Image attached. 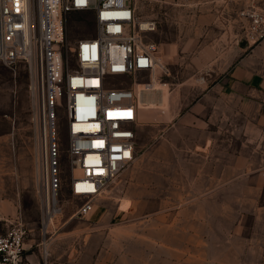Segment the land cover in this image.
I'll return each instance as SVG.
<instances>
[{"label":"rangeland","instance_id":"obj_1","mask_svg":"<svg viewBox=\"0 0 264 264\" xmlns=\"http://www.w3.org/2000/svg\"><path fill=\"white\" fill-rule=\"evenodd\" d=\"M134 3L138 16L152 17L158 22L156 32L152 34L159 44L157 57L160 66L155 69L158 78L139 85L141 114L146 115L142 120L152 128V132L145 133L144 144L150 147L157 138L154 133L156 127L170 126L180 107L193 101L194 95L206 85L219 81L258 44L249 45L242 37L248 21L242 12L250 7L263 6L264 0H134ZM94 30L90 14L78 12L69 15V43L78 37L91 35ZM242 41L246 44L241 45ZM139 75L148 81V73ZM130 80L125 78L126 83ZM27 84L28 74L23 64L18 65L16 75L0 64V235L21 223L26 230L24 242L32 250L38 247L43 250L44 244L47 245V259L52 264H60V260L71 258L77 251L84 264H89L100 252L97 234L104 232L94 225L95 219L110 216L114 221L116 214L99 210V200H96L87 216L73 217L79 201L70 195L68 188L72 171L66 154L65 129L60 125L59 203L62 212L53 218L47 233L44 229L42 231V213L32 178ZM243 132L240 135L244 139H252L254 134L261 137L251 129ZM228 134V184L234 188L228 192L227 207L169 209L168 212L174 214L165 213L166 230L157 227V210L149 214V236L158 232L167 233L169 237L173 236L170 232L179 235L181 264L219 261L264 264L263 147L246 144L245 140L241 146L239 140L234 139L235 130ZM150 168H155V162ZM197 168L193 164L188 170L185 166L184 170L193 175ZM123 208L129 212L128 206ZM198 211L208 213L204 223L203 217L196 213ZM133 213H129L131 219ZM132 221L138 222L139 218ZM139 229L138 223L132 224L133 234ZM194 235H198L201 241H195ZM155 244L154 240L148 241L150 251ZM140 246L141 242L133 239V264L141 263L143 253L141 255ZM157 258L153 250L148 257L149 263H155ZM159 260L167 261L164 257Z\"/></svg>","mask_w":264,"mask_h":264},{"label":"built area","instance_id":"obj_2","mask_svg":"<svg viewBox=\"0 0 264 264\" xmlns=\"http://www.w3.org/2000/svg\"><path fill=\"white\" fill-rule=\"evenodd\" d=\"M78 12L92 16L95 30L69 43L67 19ZM242 14L248 20L244 40H263L264 5ZM157 25L137 15L134 0H0V64L16 75L21 63L28 74L32 178L42 228L45 216L62 212L60 125L72 171L68 188L79 201L73 217L87 216L133 160L139 85L158 78ZM145 73L148 81L139 75ZM25 233L17 223L0 235V264H23Z\"/></svg>","mask_w":264,"mask_h":264},{"label":"crops","instance_id":"obj_3","mask_svg":"<svg viewBox=\"0 0 264 264\" xmlns=\"http://www.w3.org/2000/svg\"><path fill=\"white\" fill-rule=\"evenodd\" d=\"M194 97L193 101L180 107L170 126L154 129L157 138L150 147H145L144 136L148 131L152 132V128L144 123L142 118L146 115L141 114L142 108L139 109L133 160L97 199L99 210L114 213L116 218L114 221L110 216L95 219L94 225L104 232L97 234L100 252L89 264H133V239L141 242L143 256L139 264H181L179 235L170 232L173 236L169 237L167 233L158 232L149 236V214L157 210V227L166 230L168 222L164 215L174 214L168 212L169 209L227 207L228 192L234 188L228 184V132L235 130L234 139L239 140L241 146L245 144L244 140L246 144L261 145L264 154V39L230 72L222 75L219 81L206 85ZM244 129H251L261 137L254 134L252 139H244L240 135ZM153 162L154 169L150 168ZM193 164L198 168L190 175L184 169L186 166L188 170ZM125 206L129 212L124 211ZM132 211L134 217L131 219L129 213ZM196 213L203 217L204 223L208 213ZM138 218V222L132 221ZM133 223L140 227L134 234ZM194 237L195 241H201L198 235ZM149 240L156 241L153 250L158 258L155 263L148 260L153 252L149 250ZM28 245L23 242V264H44V251L39 247L32 250ZM201 255L204 253L198 256ZM47 256L46 263L52 264ZM163 257L167 260L165 263L159 260ZM60 264H84V261L77 251L71 258L60 260Z\"/></svg>","mask_w":264,"mask_h":264},{"label":"bare ground","instance_id":"obj_4","mask_svg":"<svg viewBox=\"0 0 264 264\" xmlns=\"http://www.w3.org/2000/svg\"><path fill=\"white\" fill-rule=\"evenodd\" d=\"M77 173H78V170H76V174H77ZM49 219H50V220H49ZM52 222H53L52 215L49 214V215L45 216V218H44V226H46V224L51 225ZM44 226H43V227H44ZM43 229H44V228H42V231H43ZM45 233H47V232H45ZM46 246H47V245L44 244V248H43V249H44V253H45V254H48V252H47V250H46Z\"/></svg>","mask_w":264,"mask_h":264},{"label":"water","instance_id":"obj_5","mask_svg":"<svg viewBox=\"0 0 264 264\" xmlns=\"http://www.w3.org/2000/svg\"><path fill=\"white\" fill-rule=\"evenodd\" d=\"M245 44H246V42H245V41H242V42H241V45H245Z\"/></svg>","mask_w":264,"mask_h":264}]
</instances>
